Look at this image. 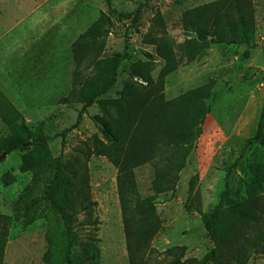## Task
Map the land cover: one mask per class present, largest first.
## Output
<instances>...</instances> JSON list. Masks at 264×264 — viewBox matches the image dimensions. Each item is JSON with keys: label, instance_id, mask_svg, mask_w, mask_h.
<instances>
[{"label": "rangeland", "instance_id": "374dc122", "mask_svg": "<svg viewBox=\"0 0 264 264\" xmlns=\"http://www.w3.org/2000/svg\"><path fill=\"white\" fill-rule=\"evenodd\" d=\"M212 1L0 0L1 112L14 116L11 111H16V123H24L30 130L41 126L51 137L48 149L52 157L62 155L71 170L87 171L90 199L96 205L88 214L79 212L75 225L80 240L88 241L89 236L95 239L99 251L96 264H129L116 169L103 156L92 155L83 164L79 153L83 143L98 131L94 120L101 114L98 105L88 107L78 126L71 129L81 108L69 96L77 71L71 47L101 14L112 23L101 55L121 51L126 40L129 53L120 65L116 84L105 97L117 98L128 80L146 85L133 77V69L141 65L155 82L165 64L161 55L165 48L179 62L163 78L165 101L214 80L210 112L176 188L155 196L160 228L150 243L147 264H167L180 253L184 264H195L212 250L214 244L205 232L201 213L218 203L243 201L249 190L255 197L250 211L264 213V0H252L254 47L211 44L186 62L184 44L194 37L184 27L183 14ZM138 7L142 8L140 18L132 24ZM155 38L160 40L151 43ZM98 49L87 51L82 63ZM261 111L260 133L254 139ZM10 132L0 118V139ZM246 139L252 143L246 144ZM20 154L13 151L0 159V213L16 217L9 227L2 264H44L45 232L49 226L58 228V217L38 200L43 180L33 183L30 172L19 171ZM5 173L12 174L14 182L4 185L1 176ZM133 174L139 197L152 195L153 167L139 165ZM225 182L229 187L221 198ZM244 264H264V255L251 254Z\"/></svg>", "mask_w": 264, "mask_h": 264}, {"label": "trees", "instance_id": "16d2710c", "mask_svg": "<svg viewBox=\"0 0 264 264\" xmlns=\"http://www.w3.org/2000/svg\"><path fill=\"white\" fill-rule=\"evenodd\" d=\"M141 10L138 7L134 12L132 24L139 20ZM183 22L185 29L190 30L194 37L184 44L186 62L211 44L255 46L252 0H215L202 4L185 11ZM111 24L109 17L101 14L72 44L77 71L73 73L69 96L81 108L71 129L78 126L88 107L98 105L101 114L94 116L99 124L98 131L83 143L79 153L83 164L92 155L103 156L116 169V192L129 264H147L150 243L160 228L155 196L176 188L180 172L186 166L187 158L202 133L205 117L210 112L209 100L215 96L214 80L165 101L163 78L179 64L174 61L170 49L165 48L161 51L165 64L155 82L148 76L145 65H141L133 69V77L141 78L146 85L128 80L117 98L105 97L117 82L122 61L129 58L128 40L121 51L101 55V46ZM159 40L155 38L151 43ZM98 46L96 54L87 56L88 62L82 63L86 52ZM11 112L14 116L2 113L0 108V118L11 131L10 135L0 139V154L21 153L19 171L30 172L33 183L43 180L44 189L38 200L48 205L58 217V228L49 226L45 232L47 245L43 263L96 264L99 251L93 243L95 239L89 236L88 241L80 240L75 225L79 212L87 211L88 214L96 205L90 199L87 171L71 170L62 155L52 157L48 149L51 137L44 133L42 127L30 130L24 123H16L19 114L14 110ZM262 114L261 111L254 139L260 133ZM245 143L250 145L252 139H246ZM142 164L151 165L154 171L151 181L153 194L145 198L139 197L133 174L134 168ZM14 180L10 173L1 176L4 185ZM224 187L221 198L226 195L228 182ZM246 196L243 201L229 205L218 203L201 213L205 232L214 247L195 264H244L251 254L264 255V213L250 211L255 205V197L249 190ZM13 220L16 217L0 213V264L3 263ZM184 263L180 253L174 254L167 264Z\"/></svg>", "mask_w": 264, "mask_h": 264}, {"label": "water", "instance_id": "95a60500", "mask_svg": "<svg viewBox=\"0 0 264 264\" xmlns=\"http://www.w3.org/2000/svg\"><path fill=\"white\" fill-rule=\"evenodd\" d=\"M5 155H6L5 152H3L2 154H0V159H2Z\"/></svg>", "mask_w": 264, "mask_h": 264}]
</instances>
